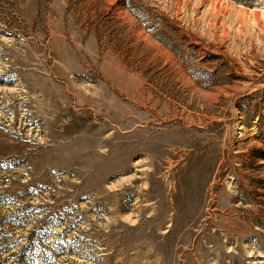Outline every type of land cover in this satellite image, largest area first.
Listing matches in <instances>:
<instances>
[{"label": "rangeland", "instance_id": "374dc122", "mask_svg": "<svg viewBox=\"0 0 264 264\" xmlns=\"http://www.w3.org/2000/svg\"><path fill=\"white\" fill-rule=\"evenodd\" d=\"M0 264H264V0H0Z\"/></svg>", "mask_w": 264, "mask_h": 264}]
</instances>
